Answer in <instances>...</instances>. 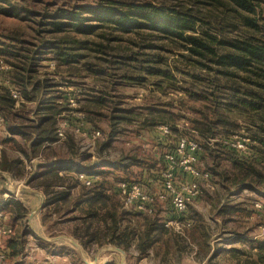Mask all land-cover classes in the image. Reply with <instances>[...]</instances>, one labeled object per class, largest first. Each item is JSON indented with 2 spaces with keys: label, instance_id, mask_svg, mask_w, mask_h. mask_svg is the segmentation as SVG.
<instances>
[{
  "label": "rangeland",
  "instance_id": "rangeland-1",
  "mask_svg": "<svg viewBox=\"0 0 264 264\" xmlns=\"http://www.w3.org/2000/svg\"><path fill=\"white\" fill-rule=\"evenodd\" d=\"M101 1L107 0H0V87H7L9 92L15 74L22 73L17 66L26 68L27 87L36 88L30 98H24L18 89L22 100L18 105L13 101V109L26 120L17 119V122L31 124L29 112L43 94H47L46 97L54 103L62 101V105L67 107L57 115L52 126L51 123L46 126L54 129L57 141L61 142L46 151V155L69 156L65 145L70 135L77 142L75 145L69 143L71 156L76 154L77 147L89 148L96 138L102 137L100 131L99 136L92 137V132L88 136L82 130L86 115L79 110L77 100L90 85L101 83V79H120L121 95L106 101L107 107L100 113L110 115L116 120L118 129L126 131L124 137L112 141L105 151L110 161L122 157L124 164L119 167L101 164L98 171L105 173L96 179L99 182L101 178L102 184L95 182L91 187L80 183L81 171L66 175L63 186L68 192L72 190L73 195L46 220V243L19 234L28 230L30 213L20 223L15 225L12 222L9 210L13 204L4 203L17 195L16 185H6L2 196L5 201L0 204V249L6 251L10 239L16 238L12 240L14 251L12 249L8 256L6 252L0 264H29L31 261L84 264L82 257L91 264H94V257L98 264H264V156L256 150H264V144L256 140H264V110L242 109L228 104L232 100L223 96L227 90H217L207 82V79L219 75L215 72L217 65L212 64L210 69L199 67L194 62L197 58L188 56L182 42L175 38L161 37V34L147 28L123 31L108 22L98 24L95 21H88L89 28L82 30L66 26L61 31L52 32V21H69L62 18L64 13L71 10L86 15L80 7L95 6ZM109 1L173 6L197 17L199 21L193 25L196 33L208 31L233 41L264 39V0H253L256 6L255 12L251 13L240 9L233 0ZM250 20L256 21L257 27L250 26ZM63 37L68 40L60 43ZM71 38L78 42H71ZM53 46L72 53L73 62L61 63L53 52ZM102 65L109 69L103 71L108 76L100 75ZM262 68L256 65L237 69L234 70L236 77H220L219 82L237 85L242 90L255 89L257 81H264ZM211 92L216 95L220 115L227 122L214 129V138L202 143L194 136L190 119L198 117L192 108H201L210 114L212 103L208 99ZM200 93H205L208 99H201ZM70 117L77 119L75 123H70ZM57 129L62 131V137L57 135ZM183 136L198 143L193 166L207 171L209 176L207 179L195 178L180 166L175 167V186L196 182L200 188V193L187 203L186 208L177 211L171 204V195L163 187V173L169 166L166 155L176 156L177 140ZM237 142L244 143V147H233L232 144ZM3 147L5 155L12 160L19 159L13 153L12 144ZM237 163H249L254 171L251 168L252 172L243 178ZM32 165L26 163L24 168H12L14 180L22 183L28 176L36 174V167ZM120 181L139 183L152 193V211L138 212L134 204H126L118 191ZM88 187L103 189L105 195L111 198L108 205L111 207L116 203L123 213H127L121 226L131 219L130 224L139 228L145 217H154L168 229L170 236H161L151 249L138 258L133 246L124 251L108 244L104 236L105 226L94 218L87 221L92 223L91 232L101 231L99 238L83 245L80 240H87L79 234L87 222L81 221L80 217L84 216L87 206L80 204L78 199L85 196ZM2 205L7 207L3 209ZM71 207H76L75 211L67 214L66 210ZM168 222L170 224L166 227ZM3 226L11 232H1ZM75 228L78 230L73 234ZM62 236L76 240L82 255L71 248L68 241H59Z\"/></svg>",
  "mask_w": 264,
  "mask_h": 264
},
{
  "label": "trees",
  "instance_id": "trees-1",
  "mask_svg": "<svg viewBox=\"0 0 264 264\" xmlns=\"http://www.w3.org/2000/svg\"><path fill=\"white\" fill-rule=\"evenodd\" d=\"M233 1L243 11L249 13L255 12L256 5L253 0ZM80 10L86 13V15L75 13L70 10L69 12L61 15L62 18H66L69 21L60 23L58 21H52V32L61 31L62 28L66 26L75 27L76 30H82L83 28H89V26H87L88 21H95L98 22V24L108 22L123 31L147 28L161 34V37L175 38L176 40H180L182 42V46L184 50L187 51L188 56L197 58L194 62L199 67L210 69L212 64L217 65L215 72L219 75H214L215 78L213 79H207V82L209 85L216 87L217 90H227V93H224L223 96L232 100L228 104L242 109L264 110V89H261L264 87V81H257V83H255V89L245 88L244 90L237 85H225L219 82L220 77L224 79L236 77L237 75L234 70L237 69H247L251 66L258 65L263 67L262 69L264 70V39L255 40L254 38L253 40L240 39L233 41L225 37H218L216 34L208 31L205 33H196L193 29V25L198 20L197 17L188 11L168 5L157 6L150 3L135 5L131 3L125 4L122 2L117 4L107 0L97 3L95 6L80 7ZM255 22L256 21L254 20H250L248 23L252 27H257ZM63 39L64 40L59 42H66V40H68L67 37H63ZM70 41L74 43L78 42L75 38H71ZM53 47L55 48L53 52L61 63L64 62L65 64H70L73 62V59H71L73 56L72 53L65 51V49H61L58 46ZM203 61L206 63H203ZM15 67L19 68L22 73H16L11 81V84L12 86L18 87L24 98H30V96H33L36 88L34 86L30 88L27 87L29 83L27 81L28 74L24 75V70L26 68ZM19 70L16 72H19ZM262 76L264 78V73ZM209 95L210 97L208 99V96L205 93L199 94L201 99H208L212 103L210 114L203 111L201 108H192V110L196 111L198 117L190 119L194 136L197 137L198 140L203 141L202 143H206L211 137L214 138L216 135L214 129H217L218 126H223L225 122H227L226 118L222 117V114L220 115L221 112L218 110L220 104L219 101H217L216 95H214L213 92L209 93ZM200 98H198L199 101H201ZM13 108V99L11 98L7 87H0V114L3 118L2 125H21V123L17 122V119L26 120L25 117L19 116ZM43 110L48 112L47 117H45L41 123L36 126L23 125L27 128L26 133H20L21 136L18 140L16 139L10 141V144L13 145L14 149L16 148L26 157H29L33 154V152H36L38 147L45 142H51L54 140L52 134L54 130L46 126L48 123H51L52 126V117L56 111H54L51 106H43L41 111ZM111 130V132H113L115 127L112 126ZM29 133H35L37 137L35 141L29 144L31 151L30 153H27L25 145L28 140ZM256 140L260 142V144H264V140L262 138H256ZM256 150L262 157L264 156V150L261 148H256ZM75 155H72V157ZM62 164L59 165V168L66 171L73 170V167L70 166L71 163L69 165L67 164L68 166ZM237 166L242 170L243 178H246L253 169L249 163H237ZM0 168L7 170L11 169L5 161L0 164ZM84 173L87 176H94L91 183L94 185L95 182H98L96 178L100 177L99 175H102L101 173H105V171H98L91 174L86 172ZM65 177L66 175H59L55 170L40 171L30 182L35 186L41 187L49 196L47 206L49 211L44 213V222L50 218L52 213L57 212L63 203L70 201L68 189L65 191L54 189L55 186H63ZM98 183L99 185L102 184L101 178ZM87 189V192L84 193L85 198L79 201L80 204L87 206L84 216L80 217L81 221L87 222V224L83 227L81 234H79L87 240H80L83 245L90 241L95 242L97 241V238H99V232L101 231L97 230L91 232L92 223L87 221L94 218H97L98 221L103 223L105 226L104 236L106 238L105 241L108 244L119 247L124 251H127L129 247L133 246L138 253V258L151 249L152 246L158 242L161 236H170L168 229L164 228L163 224L158 222L154 217H145L143 222L139 224V228L130 224L131 219L127 220L128 224L121 226V222L126 218L125 216L127 213H123V211L118 208L116 203L110 207V205H108V201L109 199L111 200V198L109 195H105L106 193L103 189H90L89 187ZM4 204H8L9 206L13 204V208L9 210L13 218L19 219L24 217L26 213L25 209L17 200L11 198ZM5 207L7 206L2 205L1 208L4 209ZM137 211L139 212V210ZM77 230V228L73 229V234H75ZM15 238L10 239L8 243L11 249H13L12 242Z\"/></svg>",
  "mask_w": 264,
  "mask_h": 264
},
{
  "label": "crops",
  "instance_id": "crops-1",
  "mask_svg": "<svg viewBox=\"0 0 264 264\" xmlns=\"http://www.w3.org/2000/svg\"><path fill=\"white\" fill-rule=\"evenodd\" d=\"M100 72H102L100 75L102 77L108 76L109 74H104V65L100 66ZM109 69H105V71H108ZM96 76L98 74H95ZM99 76V77H101ZM101 83H95L94 85H90L88 90L85 91L80 97L77 98L78 104H79V110L84 112L86 115V120L83 122V128L82 130L85 132V134L88 136L91 134L92 130L94 128L98 129L100 133L102 134V137L96 138L93 145L91 147L86 148L85 146H80L76 148V155L71 156L68 146L69 143L73 142V145L77 144V142L74 140V136L70 135L68 138L66 145H65V151L67 155L65 158H61L57 155L48 156L46 155V151H50V149L54 146H57L60 141H57L54 131L52 132L54 140L51 142H45L40 147H38V150L36 152H33L32 155L29 157H26L22 152L18 151L17 149H14L13 147V153L17 154L18 160L11 159L7 155L4 154V145L9 144L11 140H18L20 138V133H26L27 128H25V125L30 126H36L39 123L43 121L45 117H47L48 111H41L43 106H51L52 109L55 112L54 116L52 117V123L54 120H56L57 115L62 112L63 108H66L63 106V102L59 101V103H54L52 99H48L46 96L47 94H43V96L38 99L34 105L31 107V111L29 112L31 116H29V122L31 124L23 123V125H17L12 124L10 126L1 125L0 126V164L5 161L6 164L9 166V168L14 167H20L24 168L25 164H33L32 167H36V174L28 176V178L24 179V181L17 182L13 178L14 173L13 171L7 170V169H1L0 168V204H2L4 199H2V196L4 195V191L6 190L5 187L8 183H15L16 185V194L14 197V200H17L25 209V215L23 218H13L12 222L16 225L18 222L20 223L22 219H26V217L29 214V219L27 220V226L28 230L26 233L25 231H21L19 234L22 236H28V238H33V240L41 241V243H46L48 241V238L44 236V234L47 233L48 227L46 225V222L43 221L44 213H46V210H48V194H46L41 187L35 186L31 184L30 182L32 179L37 175L38 172L42 171H48V170H55L59 175H69L68 173L74 172L75 174H78V172H86L88 174L98 172L100 170L101 164H109L110 166L119 167V165H123L124 158H118L117 161H110L105 155V151L108 150L111 146V142L114 140H119L121 137H124V131H121L118 129V126L116 125V120L112 119V117L105 116L104 114H101V111H104L107 107L108 100H112L117 98L121 95V91L119 90V86L121 85L120 79L119 81L116 80H108V79H101ZM47 98V99H46ZM66 99V98H65ZM63 97V100H65ZM66 101V100H65ZM23 103V102H22ZM20 104V103H19ZM32 104V103H31ZM18 105V104H17ZM77 119L73 117L69 118L70 123H75ZM68 121V122H69ZM104 123V124H103ZM103 124V127H102ZM113 124V125H112ZM104 125L106 126V129H104ZM114 126L115 130L111 132V127ZM54 130V129H53ZM150 137H152L151 131H149ZM35 133H29L28 140L26 141L25 150L27 153H30L29 144L36 140ZM9 141V142H5ZM79 146V145H78ZM32 153V152H31ZM78 154V155H77ZM85 156V157H83ZM4 158V160H3ZM13 161V162H12ZM65 164L68 166L70 163V166L73 167V170L66 171L61 168H59L60 164ZM62 164V165H63ZM68 164V165H67ZM107 165V166H109ZM87 170V171H86ZM13 178V179H12ZM75 178L78 180V178L75 175ZM79 181V180H78ZM80 183L82 181H79ZM22 186V187H20ZM55 190H61L66 188L64 186H55ZM12 190H10L9 193H11ZM69 195H73L72 190L69 192ZM85 195V194H84ZM85 196H82L81 199H84ZM78 199L79 201L81 200ZM76 207H71L66 210L67 214H70L74 212ZM18 234V235H19ZM27 238V239H28ZM59 241L62 242H69V245L71 248L76 249L77 251H80V244L77 243L76 240L72 239V237H66L62 236ZM57 242V241H55ZM36 247L38 245L34 244ZM7 250L4 251L5 254L7 252L10 253L12 250L10 245L7 244L5 247ZM3 249V248H2ZM1 250V249H0ZM2 251V250H1ZM81 253V251H80ZM82 255V253H81ZM84 264H91L87 263L86 260L82 257ZM34 260V259H32ZM94 264H98L97 259L94 257L93 259ZM21 264H26L22 262ZM28 264V263H27ZM29 264H42L36 261H31Z\"/></svg>",
  "mask_w": 264,
  "mask_h": 264
},
{
  "label": "built area",
  "instance_id": "built-area-1",
  "mask_svg": "<svg viewBox=\"0 0 264 264\" xmlns=\"http://www.w3.org/2000/svg\"><path fill=\"white\" fill-rule=\"evenodd\" d=\"M9 94L15 104L19 103L22 98L18 87L12 86L9 88ZM3 123V118L0 114V126ZM57 135L62 137V131L57 129ZM99 136L98 130L92 131V137ZM233 147L243 148L244 143L237 142L232 144ZM199 149L198 143L188 137H180L176 143V156L166 155L167 161L169 163L168 168H166L163 173V187L171 195V204L173 208L177 211H183L186 208L187 203L200 193L199 185L196 182L182 183L178 186L174 185L173 174L174 169L178 165L192 177L207 179L209 173L207 171H201L193 166L196 160V154ZM80 178L85 185H91L94 176H87L84 172H80ZM119 194L122 195L124 202L126 204H134L135 208L143 212H151L154 203V195L146 191L139 183H128L119 182L118 183ZM1 216V214H0ZM170 222L165 223L168 227ZM4 228L3 233H9L11 230L8 227ZM5 252L0 250V261H4Z\"/></svg>",
  "mask_w": 264,
  "mask_h": 264
},
{
  "label": "water",
  "instance_id": "water-1",
  "mask_svg": "<svg viewBox=\"0 0 264 264\" xmlns=\"http://www.w3.org/2000/svg\"><path fill=\"white\" fill-rule=\"evenodd\" d=\"M116 250H118V251H120V252H122V250L121 249H119V248H115Z\"/></svg>",
  "mask_w": 264,
  "mask_h": 264
}]
</instances>
